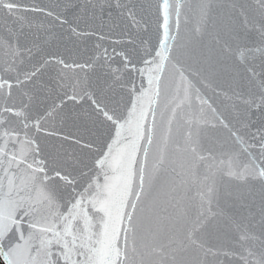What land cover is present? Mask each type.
Masks as SVG:
<instances>
[{"label": "snow or ice", "instance_id": "6c2138e0", "mask_svg": "<svg viewBox=\"0 0 264 264\" xmlns=\"http://www.w3.org/2000/svg\"><path fill=\"white\" fill-rule=\"evenodd\" d=\"M0 264H264V0H0Z\"/></svg>", "mask_w": 264, "mask_h": 264}]
</instances>
